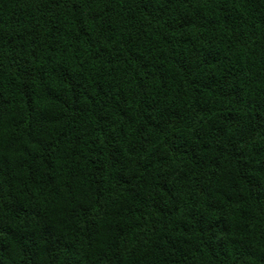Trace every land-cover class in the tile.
Segmentation results:
<instances>
[{
	"label": "trees",
	"instance_id": "trees-1",
	"mask_svg": "<svg viewBox=\"0 0 264 264\" xmlns=\"http://www.w3.org/2000/svg\"><path fill=\"white\" fill-rule=\"evenodd\" d=\"M0 264H264V0H0Z\"/></svg>",
	"mask_w": 264,
	"mask_h": 264
}]
</instances>
